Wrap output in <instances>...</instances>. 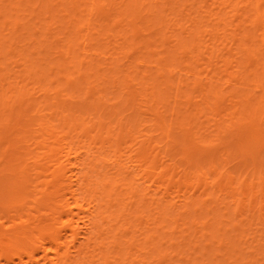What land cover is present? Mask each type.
Returning <instances> with one entry per match:
<instances>
[{"label": "bare ground", "instance_id": "bare-ground-1", "mask_svg": "<svg viewBox=\"0 0 264 264\" xmlns=\"http://www.w3.org/2000/svg\"><path fill=\"white\" fill-rule=\"evenodd\" d=\"M254 38L264 44V0H0V264H165L198 249L160 230L194 204L202 178V194L219 179L198 169L192 192L172 197L190 145L207 138L194 137L204 124L193 133L192 117L209 111L223 135L249 126L248 143L264 131ZM220 74L250 123L217 114ZM246 78L259 81L253 100Z\"/></svg>", "mask_w": 264, "mask_h": 264}, {"label": "rangeland", "instance_id": "rangeland-1", "mask_svg": "<svg viewBox=\"0 0 264 264\" xmlns=\"http://www.w3.org/2000/svg\"><path fill=\"white\" fill-rule=\"evenodd\" d=\"M101 44H104V41L101 42ZM252 49H256L257 51L264 49V44H262L259 39L254 38ZM12 53L16 54L15 52ZM262 60H264V57L261 56L258 57V59L256 58V60L252 59V68L250 69L252 73L261 62H264ZM249 74V71H247L244 72L243 75L247 76ZM204 75L205 74H202L201 77ZM241 76L242 74H234L232 80L235 82ZM182 80L187 82L186 80L191 79L182 76ZM215 80L217 82L215 86L219 88L218 90L221 89L224 91V95L226 96V100L223 106L218 108L217 114L233 116L236 121L237 119L244 118L247 123H250L251 118L247 112L243 114L241 112H236L237 104L235 101H240V99H229L228 95L231 91V87L225 85V81L227 80L226 75L220 74ZM245 82L246 86L242 92L245 96L252 97L253 100L260 95V87H256L259 81L248 80L247 82L246 78ZM165 94H167V91H165L164 97L166 96ZM196 95L197 94H193V96H191L193 100L191 99L190 109H193V113L195 101H199ZM203 107L204 106H202V108ZM180 108H183L182 111H185L187 106L183 103ZM126 111L129 112L128 109ZM202 112V115H199L198 118L192 117V119H190V130L194 133L198 130L196 126L199 125L200 122H203V130H199L194 137H200L203 134V138L207 136L206 141L197 138L190 145L194 151L188 155L191 164L188 168L183 170L186 162L185 160H180L183 166L177 170L175 180L180 178L181 182H179L180 184L176 187H172V190L176 191L172 197L177 193H184L186 187L188 192L192 189L190 186L195 182L194 174L198 169H203L205 173H208L209 171H213V166L216 168V173H214V175L219 179L213 188H209L206 191L207 195H205L206 193L202 194L205 189L204 180L202 178L200 183L196 185L198 189L192 197V202H194V204L188 208L189 210L184 212L183 210L178 211L176 209L172 213L169 211L170 215L176 218V222L174 225L167 224L168 228L161 229L159 236H162L165 232H169V229L173 227L175 230L171 232L172 235L171 233L169 234L168 239L172 237L174 238V242H179V240L183 242L193 240L196 241V243L193 244L198 245L199 248L194 251L191 249L189 250L193 244L188 243L184 247L185 250H183L189 251H182L183 253L173 252L165 264H169V262L170 264H188V259L191 260V264H199L203 261L204 264H211V261L217 264H232L233 262L234 264L237 262V264H264V131L257 134L258 136L257 140L255 139V143H248L247 137L250 135L248 132V129H250L249 126L247 127L244 125L240 130H234L233 132L231 131L223 135L218 130H214L212 127L213 122H208L206 120V118L211 117L212 114L205 109H203ZM214 112L216 113V111ZM174 135L178 136L175 131ZM181 149L182 148L177 151L178 159H181V154L183 155L184 153V151L181 153ZM249 152L252 154L247 155ZM169 163L168 160L164 161V164L160 166L159 170L164 169ZM187 172L190 173V176L188 175V178L185 179L184 175ZM227 172H230L232 181H227L228 176L220 177L221 174H226ZM212 178H214L213 175H210L208 181L211 182ZM219 189H221V192ZM233 201H235V204L232 203ZM207 210H209V212ZM189 217H192V221H194L192 227H190ZM212 223L214 231H211L209 227ZM186 227H190V230L181 232V230ZM212 233L214 239H216L211 248L214 249V252H206L207 254L203 256L200 250L202 251L204 244L209 243L207 240H209ZM240 240H242V242ZM163 242L164 241H161V243ZM258 246H260V248ZM158 247L163 248L165 253H170L173 250V247L170 248L167 242L159 244ZM258 248L261 250L258 251ZM235 249L239 250L236 252ZM241 250L242 256L240 254L241 252H239ZM227 252L230 253L228 254ZM237 256H239L238 259L240 258V260L236 259L235 261ZM208 260L210 261L208 262Z\"/></svg>", "mask_w": 264, "mask_h": 264}]
</instances>
